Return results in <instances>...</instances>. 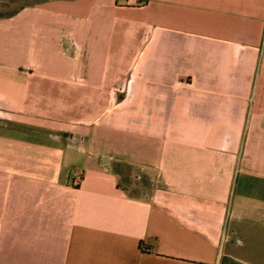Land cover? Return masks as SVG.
<instances>
[{
	"label": "crops",
	"instance_id": "obj_1",
	"mask_svg": "<svg viewBox=\"0 0 264 264\" xmlns=\"http://www.w3.org/2000/svg\"><path fill=\"white\" fill-rule=\"evenodd\" d=\"M0 264H264V0L0 17Z\"/></svg>",
	"mask_w": 264,
	"mask_h": 264
},
{
	"label": "rangeland",
	"instance_id": "obj_2",
	"mask_svg": "<svg viewBox=\"0 0 264 264\" xmlns=\"http://www.w3.org/2000/svg\"><path fill=\"white\" fill-rule=\"evenodd\" d=\"M43 0H0V17L11 15L24 5H31Z\"/></svg>",
	"mask_w": 264,
	"mask_h": 264
},
{
	"label": "built area",
	"instance_id": "obj_3",
	"mask_svg": "<svg viewBox=\"0 0 264 264\" xmlns=\"http://www.w3.org/2000/svg\"><path fill=\"white\" fill-rule=\"evenodd\" d=\"M80 178H81V174L80 173H75L74 174V179L75 181L78 183L80 181Z\"/></svg>",
	"mask_w": 264,
	"mask_h": 264
}]
</instances>
